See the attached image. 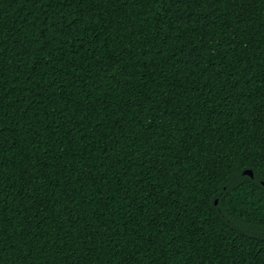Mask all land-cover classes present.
Masks as SVG:
<instances>
[{
  "label": "trees",
  "instance_id": "1",
  "mask_svg": "<svg viewBox=\"0 0 264 264\" xmlns=\"http://www.w3.org/2000/svg\"><path fill=\"white\" fill-rule=\"evenodd\" d=\"M262 182L264 0H0V264H264Z\"/></svg>",
  "mask_w": 264,
  "mask_h": 264
},
{
  "label": "water",
  "instance_id": "2",
  "mask_svg": "<svg viewBox=\"0 0 264 264\" xmlns=\"http://www.w3.org/2000/svg\"><path fill=\"white\" fill-rule=\"evenodd\" d=\"M243 173L248 174L250 176L252 175V171L250 169H244ZM262 183L264 184V182H262ZM215 202H216V200H215Z\"/></svg>",
  "mask_w": 264,
  "mask_h": 264
}]
</instances>
